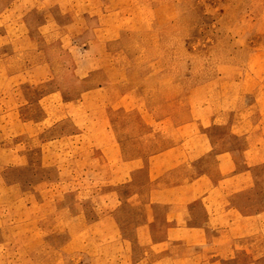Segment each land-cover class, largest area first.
<instances>
[{"label":"crops","instance_id":"obj_1","mask_svg":"<svg viewBox=\"0 0 264 264\" xmlns=\"http://www.w3.org/2000/svg\"><path fill=\"white\" fill-rule=\"evenodd\" d=\"M133 2L0 0V264H264V105L177 121Z\"/></svg>","mask_w":264,"mask_h":264},{"label":"rangeland","instance_id":"obj_2","mask_svg":"<svg viewBox=\"0 0 264 264\" xmlns=\"http://www.w3.org/2000/svg\"><path fill=\"white\" fill-rule=\"evenodd\" d=\"M131 4L132 10H154L156 16L140 22L150 30L125 35L124 44L154 46L128 52L157 60L155 65L140 66L142 74L155 73L157 83L165 76L172 81L177 121L199 116L198 106L210 107L207 112L220 109L222 91L236 93L242 104L264 105V0H134ZM256 174L264 189V170ZM246 260L241 257L234 264Z\"/></svg>","mask_w":264,"mask_h":264}]
</instances>
